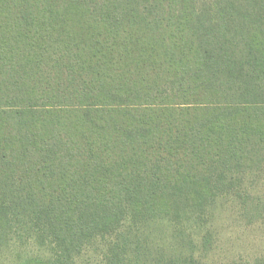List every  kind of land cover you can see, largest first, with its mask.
Returning <instances> with one entry per match:
<instances>
[{"label": "trees", "instance_id": "1", "mask_svg": "<svg viewBox=\"0 0 264 264\" xmlns=\"http://www.w3.org/2000/svg\"><path fill=\"white\" fill-rule=\"evenodd\" d=\"M223 204L264 223V0H0V264H264Z\"/></svg>", "mask_w": 264, "mask_h": 264}, {"label": "rangeland", "instance_id": "2", "mask_svg": "<svg viewBox=\"0 0 264 264\" xmlns=\"http://www.w3.org/2000/svg\"><path fill=\"white\" fill-rule=\"evenodd\" d=\"M215 212L212 226L218 238L216 259L217 254L223 257V262H227L231 257L244 256V260L264 257V223L247 224L246 221L240 220L229 204L219 205Z\"/></svg>", "mask_w": 264, "mask_h": 264}]
</instances>
